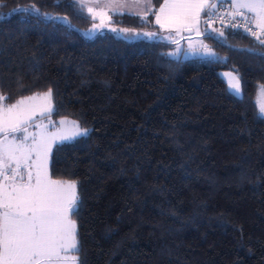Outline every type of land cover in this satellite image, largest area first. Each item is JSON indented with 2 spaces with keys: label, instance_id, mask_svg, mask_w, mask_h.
Segmentation results:
<instances>
[{
  "label": "trees",
  "instance_id": "16d2710c",
  "mask_svg": "<svg viewBox=\"0 0 264 264\" xmlns=\"http://www.w3.org/2000/svg\"><path fill=\"white\" fill-rule=\"evenodd\" d=\"M3 3V102L51 88L52 116L91 130L51 156L53 178L78 182L81 264H264V46L215 25L224 37L204 38L226 60L171 56L169 40L89 37L94 20L70 0ZM32 4L49 18L14 11ZM113 16L155 28L152 15ZM224 69L238 70L242 96Z\"/></svg>",
  "mask_w": 264,
  "mask_h": 264
},
{
  "label": "snow or ice",
  "instance_id": "6c2138e0",
  "mask_svg": "<svg viewBox=\"0 0 264 264\" xmlns=\"http://www.w3.org/2000/svg\"><path fill=\"white\" fill-rule=\"evenodd\" d=\"M3 6L0 0V8ZM70 6L86 10L92 20L99 18L100 25L93 24V29L106 26L112 15H123L122 8L143 22L152 15L159 29L168 32L166 39L177 45L176 51L168 53L171 56L181 51L180 41L185 39V32L213 40L224 37L223 31L211 27L215 20L225 27L243 29L264 46V0H163L158 9L152 0H70ZM223 8L228 10L223 12ZM14 11L49 18L35 4ZM143 35L155 37L158 33ZM187 39L186 56L209 62L217 58V53L202 40L193 41L190 36ZM223 75L228 90L242 96L238 70ZM7 99L0 93V264H81L78 225L73 218L80 205L78 182L53 179L49 161L53 147L88 137L91 130L77 120L51 119L56 111L51 88L40 96L44 103L39 106L35 103L37 96L23 97L11 105L3 103ZM258 101V114L264 117V84L259 85Z\"/></svg>",
  "mask_w": 264,
  "mask_h": 264
},
{
  "label": "rangeland",
  "instance_id": "374dc122",
  "mask_svg": "<svg viewBox=\"0 0 264 264\" xmlns=\"http://www.w3.org/2000/svg\"><path fill=\"white\" fill-rule=\"evenodd\" d=\"M152 4H153V0H152ZM94 7H99L100 5H93ZM134 10H138V9H134ZM121 12L123 13H127L128 12V9L127 8H122L120 9ZM111 15V12L109 13ZM93 24H96V25H100V20L99 18H97L96 20L93 21V23L84 31L89 37L91 36H94L96 35L97 33L99 32H102L104 30H112L113 28H116V29H127L128 31L127 32H122V31H114L116 32L118 35L128 39V40H134V39H137V38H141V37H147V38H158V39H164V40H168L166 39V37L169 35V34H166V33H163L161 35V32H164L163 30H160L159 29V26L155 24V28H152V29H148V30H145V29H136V28H127V27H124V26H119V25H116L114 24V16L112 15V18H111V22H107L106 21V26H101L99 28H96V29H93ZM212 28H217V29H220L221 31H223V29L221 27H216L215 25H211ZM201 31H203V26L201 28ZM145 32H157L158 35L155 36V37H148V36H145L143 35V33ZM137 33H139V35H137ZM185 39H181L180 41V49L181 51L178 53L177 56H183L185 58L187 57H195V56H191V55H185V51L187 50V47H188V37L190 36L191 39L193 41H198V40H202L205 44H207L211 49L212 47L208 44V42L206 41V39L204 38V35H201V36H197L195 33H189V34H183ZM179 38V37H177ZM177 47L175 48V51H176ZM213 50V49H212ZM230 72H233L232 69H224V70H221L220 71V76L224 79V81L226 82V77L223 75L225 73H230ZM44 92L42 93H36V94H33V95H30V96H37V100L35 101V103L39 106L41 104H43L44 102L40 99V96H42ZM258 97H259V90H258V94H257V105H258V109H259V101H258ZM14 104V103H13ZM53 104H54V108H55V103H54V99H53ZM6 105V104H5ZM8 105H11V104H8ZM67 118L68 120H77V119H74V118H70V117H61L59 119H56L54 118L53 116L51 117V119L53 121H59L61 119H65ZM39 119V118H37ZM79 121V120H77ZM44 123H47V120H44L43 121ZM80 122V121H79ZM81 126L82 123L80 122ZM84 127V126H83ZM32 131H36L35 128L31 129ZM50 130L51 129V126H50ZM54 149V147H53ZM53 149H52V152H53ZM51 156H52V153H51ZM49 171H50V174H51V157H50V161H49ZM53 178V177H52ZM55 179V178H53ZM76 222H77V219L75 217H73ZM78 225V224H77ZM73 255H76V253H72ZM79 255V254H78ZM79 259H80V255H79Z\"/></svg>",
  "mask_w": 264,
  "mask_h": 264
},
{
  "label": "built area",
  "instance_id": "2783aa9c",
  "mask_svg": "<svg viewBox=\"0 0 264 264\" xmlns=\"http://www.w3.org/2000/svg\"><path fill=\"white\" fill-rule=\"evenodd\" d=\"M227 10H228L227 8H223V9H221V11H223V12H226ZM203 18H204V15L202 16V20H203ZM212 24H213V25L222 26L221 23L219 22V20H215ZM222 27H225V26H222ZM228 28H232V27L228 26ZM242 30H243V29H242Z\"/></svg>",
  "mask_w": 264,
  "mask_h": 264
},
{
  "label": "crops",
  "instance_id": "0c3cea01",
  "mask_svg": "<svg viewBox=\"0 0 264 264\" xmlns=\"http://www.w3.org/2000/svg\"><path fill=\"white\" fill-rule=\"evenodd\" d=\"M246 11V10H245ZM204 14L202 13V16H203ZM202 26L203 25H201V28H202ZM163 33H166V34H168V32H166V31H164ZM183 34H185V33H183ZM4 103V102H3ZM5 104V103H4Z\"/></svg>",
  "mask_w": 264,
  "mask_h": 264
},
{
  "label": "water",
  "instance_id": "95a60500",
  "mask_svg": "<svg viewBox=\"0 0 264 264\" xmlns=\"http://www.w3.org/2000/svg\"><path fill=\"white\" fill-rule=\"evenodd\" d=\"M186 34H189V33H187V32H185Z\"/></svg>",
  "mask_w": 264,
  "mask_h": 264
}]
</instances>
